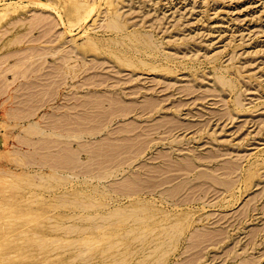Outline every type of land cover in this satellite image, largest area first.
<instances>
[{"label":"rangeland","instance_id":"1","mask_svg":"<svg viewBox=\"0 0 264 264\" xmlns=\"http://www.w3.org/2000/svg\"><path fill=\"white\" fill-rule=\"evenodd\" d=\"M0 264H264V0H0Z\"/></svg>","mask_w":264,"mask_h":264},{"label":"bare ground","instance_id":"2","mask_svg":"<svg viewBox=\"0 0 264 264\" xmlns=\"http://www.w3.org/2000/svg\"><path fill=\"white\" fill-rule=\"evenodd\" d=\"M80 6V5H79ZM79 9V8H78ZM80 10V9H79ZM114 20V19H113ZM117 21V20H116ZM114 23H115V21H113ZM113 25V24H112ZM91 131V130H90ZM75 132V131H74ZM96 134H97V132H96ZM78 135V134H77ZM93 135V134H92ZM70 136V135H69ZM72 136H73V134H72ZM75 136V135H74ZM78 138V137H77ZM65 166V165H64ZM104 176V175H103Z\"/></svg>","mask_w":264,"mask_h":264}]
</instances>
